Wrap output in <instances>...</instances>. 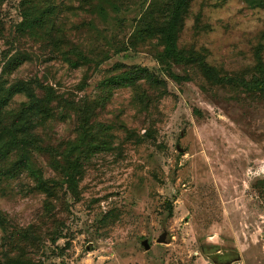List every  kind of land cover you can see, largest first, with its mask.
I'll return each mask as SVG.
<instances>
[{
    "label": "rangeland",
    "instance_id": "obj_1",
    "mask_svg": "<svg viewBox=\"0 0 264 264\" xmlns=\"http://www.w3.org/2000/svg\"><path fill=\"white\" fill-rule=\"evenodd\" d=\"M82 1L0 0V90L25 81L55 95L54 116L35 131L58 152L33 153L43 178L63 180L53 159L63 164L60 154L78 136L65 101L100 106L103 81L132 66L150 69L167 88L140 82L142 104L134 88H116L95 110L91 124L111 127L110 148L86 163L77 196L64 185L48 209L28 172L0 185V263L22 249L46 264H264V98L212 85L197 67H174L180 82L161 71L159 41L137 36L145 14L168 0ZM48 4L57 12L42 29L33 26ZM44 28L65 42L54 47ZM178 48L204 52L222 75L249 80L258 57L264 62V0H193ZM62 52L88 63L73 68ZM15 57L24 61L9 70ZM24 102L17 95L6 110ZM55 221L62 237L54 244ZM31 226L39 249L18 237Z\"/></svg>",
    "mask_w": 264,
    "mask_h": 264
},
{
    "label": "trees",
    "instance_id": "obj_2",
    "mask_svg": "<svg viewBox=\"0 0 264 264\" xmlns=\"http://www.w3.org/2000/svg\"><path fill=\"white\" fill-rule=\"evenodd\" d=\"M41 0H30V3ZM162 1V0H161ZM193 0H168L164 4H156L144 16L142 28L139 30L141 40L157 39L163 50L156 56L157 63L161 71L174 79L183 80L173 71L174 67H197L204 78L212 85L230 87L234 89L242 88L246 93L264 98V62L258 57V65L255 67V73L247 80L240 75H222L221 72L210 66L206 61L204 52H197L193 49L180 50L178 40L185 25L186 15ZM81 3H87V0ZM45 11H41V16L36 19L33 26L39 29L48 22V18L57 11V6L47 5ZM36 7V5H34ZM40 10V8H39ZM46 18V19H45ZM50 23H53L52 21ZM52 26L53 24H49ZM64 26H61V28ZM45 33L49 35L47 28ZM52 29V28H50ZM61 30V29H60ZM65 31V29H63ZM49 35L54 47H58L60 42L64 41L63 34L54 43ZM59 42V43H58ZM65 42V41H64ZM77 52V50H76ZM63 60L67 61L73 68L81 67L88 63V59L80 53L78 59L73 61L68 58V53L62 52ZM24 59L15 57L8 63V69L18 68ZM122 65H120L121 67ZM140 82L151 87L154 90H166L165 80L153 73L150 69L140 66L129 67L126 71L105 79L102 83V104L97 106L95 103L85 102L83 105L69 104L71 110L76 112L78 121V136L73 142L67 144L63 153H59L63 164H59L57 159H53V167L58 171L63 180L47 181L43 174L33 165V153L49 152L58 156L56 149L50 146L43 147V140L35 133L36 129L46 123L54 116L51 108L52 99L55 98L54 92L50 88L38 87L43 91L42 95L37 93V89L32 82L18 81L9 88L1 89L0 93V185L5 180H15L22 174L28 172L35 180V190H38L48 197L47 208H51V199L57 197L58 188L67 185V188L73 195L77 196V188L80 178L83 175V169L96 152L110 148L111 135L108 132L111 127L99 124H91L95 110L104 107L112 98V91L121 87H132L136 91V100L138 104L146 102V91ZM43 88V89H41ZM163 89V90H162ZM17 95H25L28 102L22 103L19 109L14 112L7 111V106ZM105 95V96H104ZM145 108V107H143ZM57 221L53 223L50 231V241L56 243L60 239L61 233L58 229ZM0 226H6V218L0 211ZM19 239L22 243L32 245V248L39 249L40 235L37 228L29 227V230L18 231ZM16 249H21L20 244L15 245ZM14 247V248H15ZM22 250V249H21ZM18 251L15 256H7L6 260L0 264H46L42 261H35L26 251Z\"/></svg>",
    "mask_w": 264,
    "mask_h": 264
},
{
    "label": "water",
    "instance_id": "obj_3",
    "mask_svg": "<svg viewBox=\"0 0 264 264\" xmlns=\"http://www.w3.org/2000/svg\"><path fill=\"white\" fill-rule=\"evenodd\" d=\"M168 236V233L165 231L158 239L157 243L158 244H162V243H166V238ZM142 245L145 247L146 250H149L150 245L149 242L147 240H144L142 242Z\"/></svg>",
    "mask_w": 264,
    "mask_h": 264
}]
</instances>
